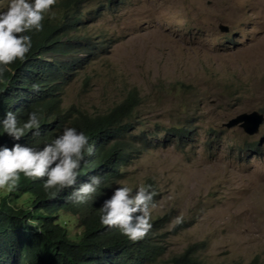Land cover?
<instances>
[{
  "label": "rangeland",
  "instance_id": "obj_1",
  "mask_svg": "<svg viewBox=\"0 0 264 264\" xmlns=\"http://www.w3.org/2000/svg\"><path fill=\"white\" fill-rule=\"evenodd\" d=\"M103 31L105 50L71 71L62 106L93 115L139 98L126 118L135 152L115 188L154 186L150 217L164 218L165 233L158 264L188 248L204 264H264V120L252 135L223 125L264 115V0H125L74 30L81 39ZM142 132L144 143L130 136Z\"/></svg>",
  "mask_w": 264,
  "mask_h": 264
},
{
  "label": "trees",
  "instance_id": "obj_2",
  "mask_svg": "<svg viewBox=\"0 0 264 264\" xmlns=\"http://www.w3.org/2000/svg\"><path fill=\"white\" fill-rule=\"evenodd\" d=\"M82 1L56 0L41 22L42 29L31 32L32 47L24 59L0 71V117L7 111L14 112L21 123L29 111H37L41 117L40 135L33 136L29 130L18 141L0 135V145L42 147L64 127L71 126L85 133L92 149L84 154L77 183L72 187L50 195L42 187L43 178L30 179L21 174L7 197L0 196V264H158L165 252L163 217L151 218L148 234L136 241L99 222V207L111 196L117 180L124 177L123 169L135 152L134 142L125 137L132 127L126 118L132 115L139 98L131 93L108 111L93 115L62 106V92L65 83L72 80L71 71L97 56L101 42L107 38L103 31V37L94 32L81 39L74 30L83 25L87 28L125 2L99 0L93 10H85ZM164 131L180 138L188 134L181 127ZM130 136L142 143L148 141L144 132ZM91 175L102 176L97 193L83 204H73L68 194ZM145 184L154 198V186ZM168 263L204 264L190 248L172 255Z\"/></svg>",
  "mask_w": 264,
  "mask_h": 264
},
{
  "label": "clouds",
  "instance_id": "obj_3",
  "mask_svg": "<svg viewBox=\"0 0 264 264\" xmlns=\"http://www.w3.org/2000/svg\"><path fill=\"white\" fill-rule=\"evenodd\" d=\"M55 3L56 0H7L6 5L0 7V71L12 62L24 59L32 47L31 32L42 29L41 22ZM108 13L111 12L106 15ZM108 41L107 35L101 42L99 53ZM40 125L41 117L37 111H29L22 123L14 112L7 111L0 117V135L18 141L29 130L33 136L40 135ZM91 151L85 133L71 126L64 127L59 135L42 147L20 143H13L10 148L0 145V190L15 188L22 174L30 179L43 178V189L54 195L77 183L83 156ZM101 182L102 176L91 175L73 188L67 199L73 204H83L97 193ZM134 189L127 185L116 187L99 207L100 224L108 229H118L130 241L148 234L151 229L149 209L154 207V193L149 185L138 184ZM176 222H180V217Z\"/></svg>",
  "mask_w": 264,
  "mask_h": 264
},
{
  "label": "water",
  "instance_id": "obj_4",
  "mask_svg": "<svg viewBox=\"0 0 264 264\" xmlns=\"http://www.w3.org/2000/svg\"><path fill=\"white\" fill-rule=\"evenodd\" d=\"M264 120L263 113L253 110L251 112H243L230 118L223 125L225 127H231L239 125L243 131L249 135L256 133Z\"/></svg>",
  "mask_w": 264,
  "mask_h": 264
}]
</instances>
